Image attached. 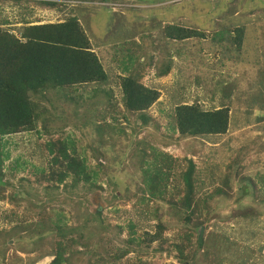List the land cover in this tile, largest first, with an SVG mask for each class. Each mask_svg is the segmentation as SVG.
<instances>
[{
    "label": "rangeland",
    "instance_id": "rangeland-1",
    "mask_svg": "<svg viewBox=\"0 0 264 264\" xmlns=\"http://www.w3.org/2000/svg\"><path fill=\"white\" fill-rule=\"evenodd\" d=\"M32 1L19 0L18 4L15 0H0V28L19 36L26 21L55 22L66 17V10L59 12ZM102 1H67L66 9L78 17L88 36L99 44L94 47L107 81L83 84L81 95L75 97L79 99L77 105L64 101L63 89L49 88L30 96L40 108L47 105L48 110L54 104L67 105L65 131L75 134L76 148L83 151L89 166H103L94 179L97 186L79 180L71 187L73 180L69 176L45 190L43 183L34 182L31 164L46 167L50 163V155L39 144L49 134L40 138L35 131L13 135L17 145L9 147L10 156L1 168L6 185L0 198V264H47L57 237L50 219L57 212L63 215L62 231L75 237L82 234V243L88 244L75 245L64 264H104L98 257L124 247L129 236L128 222L135 224L137 234L153 231L156 214L168 227L165 235H175L181 228L178 209L163 199H145L148 194L143 190V172L138 157L132 154L139 140L147 144V149L153 146L172 158L174 166L167 178L170 193L182 185L177 172L185 164L183 158L190 157L195 162L199 196L206 197L211 211L209 221L203 224L202 240L213 233L216 243L221 242L211 250L221 260L214 258L208 263L202 255L195 264H264V217H246L257 210L256 206L264 205L258 198L264 195V179L259 178L264 177V119L258 117L264 113L259 111L264 107V0ZM165 22L198 28L205 36L164 39L157 26ZM254 22L258 23L255 33L261 38L251 41L254 32L244 31L238 45L233 40L232 27ZM218 31H224L221 37L214 36ZM139 59L153 63L140 80L160 91L145 124L137 112L125 110L119 85L120 76L128 73V68L132 71L137 61L144 62ZM168 61V73L158 75L157 67ZM223 82L227 83L229 97L222 95ZM193 101H199L204 109L229 103L227 132L200 137L178 133L177 137L171 131L174 108ZM41 127L42 120H38L36 129ZM113 141L115 146H109ZM17 158L28 165L13 169ZM233 163L234 171L239 172L233 173L230 188L215 194L213 190L222 187L226 166ZM242 177L256 181L261 194L252 193L251 182H244ZM14 191L18 193L17 200L10 198ZM40 210L47 215L38 232L34 228ZM206 242L207 247L212 244ZM138 258L150 264H181L172 254L154 252L152 248L129 251L118 261L137 263Z\"/></svg>",
    "mask_w": 264,
    "mask_h": 264
},
{
    "label": "trees",
    "instance_id": "trees-1",
    "mask_svg": "<svg viewBox=\"0 0 264 264\" xmlns=\"http://www.w3.org/2000/svg\"><path fill=\"white\" fill-rule=\"evenodd\" d=\"M15 1L19 2V0ZM101 2L103 1L101 0ZM40 4L59 12L66 10L64 15L66 17L55 22H41V19L36 20L35 23L26 21L21 26L19 36L0 28V198L3 197V188L6 185V182L2 180L1 168L3 162L10 156L9 147L17 145L12 139V136L17 133L35 131L38 138L43 134H49L48 138L41 139L39 144L42 150L50 155V163L46 167H36L31 164V172L36 176L34 182L43 183L45 190L48 187H55L69 176L73 180L71 187H74L79 180L89 182L90 186H97L94 179H97L99 170L103 167L101 164H97L96 169L89 166L83 151H78L76 148L75 134L65 131L64 127L67 123L64 120L66 119L67 105L61 107V105L54 104L55 106L48 110L47 105L40 108L37 101L30 97L31 93L36 94L40 90L63 89L64 101L77 105L79 99H75V97L81 95L83 84L104 83L108 78L98 53L96 50L94 51V46L99 44L88 36L78 17L71 14L69 10L67 12L66 2L50 0L40 1ZM257 21L259 23V20ZM258 23L233 26L232 28L235 30L233 40L239 45L242 36H245L244 31L248 33L251 30L254 32L251 41L259 40L260 35L255 33ZM160 24L157 28H161L160 32L162 31L164 39L183 40L189 37L203 38L205 36L204 31L180 23L165 22ZM262 27L264 28V26ZM222 33L224 31L215 32L214 36L221 37ZM141 61L140 59L139 62ZM170 64L169 61L160 64L156 70L158 75L167 74ZM152 66V61L147 59L143 63H139L134 68L135 71L134 69L129 71L128 68V73L119 78L125 110L129 113L137 112L138 118L144 124L150 120L149 108L160 96L158 89L152 88L140 80ZM226 87L227 83L223 82L222 95L229 97L231 93ZM107 94L111 95L110 92ZM230 107L229 103H225L218 107L204 109L199 101L180 103L174 108L171 131L177 134V137L178 133L180 136L190 137L224 134L229 126ZM259 111H264V107H261ZM258 117L264 119V113L261 112ZM38 120H42L41 130L36 129ZM107 128L111 129V124H108ZM120 128L118 127L121 131ZM50 131L54 133L50 134ZM137 145L139 146L134 149L132 154L138 157L137 162L143 172L142 180L145 183L143 190L148 194V197L144 198L147 201L163 199L171 206H175L178 209L176 212L181 228L172 237H167L165 231L168 227L158 214L155 215L157 220L153 231L146 230L142 234H137L135 224L128 222L129 236L124 241V247H117L111 253L102 255L98 259L104 264H126L120 263L118 260L126 256L129 251L137 253L139 248H152L154 252L172 254L181 264H195L202 255L207 257L208 263L214 258L221 260L220 257L211 253L212 247L215 248L221 243L220 240L216 243L217 240L213 239V233L208 234L201 242L198 241L197 229L201 224L209 221L211 211L206 197L199 196L200 187L195 183V175L198 172L195 162L190 157L183 158L185 166L183 165V168L177 172L178 182L180 181L182 185L175 186L173 193H170L167 190V178L169 169L174 166V163H171L172 158L153 146H148L147 149V144L143 140H139ZM109 146H115V141L111 142ZM27 165V161L21 162L17 158L11 167L22 169ZM233 166L234 163L232 166H226L227 171L222 180V187L215 188L213 190L215 194L225 193L224 187L230 188L233 173H236ZM259 178L264 179L262 176ZM241 180L250 181L254 188L252 193L261 194L257 192L259 188L256 181L245 177H242ZM26 181L32 183L28 178ZM261 184L263 183L261 182ZM262 189L264 190V184ZM16 192H12L10 198L17 200L18 193L16 195ZM258 198L260 203L264 204V195H259ZM256 208L257 210L249 212L246 216L249 220L253 218L254 214V218L257 219L264 217V205L256 206ZM155 212L158 213V210L155 209ZM46 215L45 210H40L37 213L38 220L35 223V231L41 232ZM50 221L53 223L54 233L57 237L52 246V258L47 264H64L65 260H69L68 252L75 245L81 244L87 247L88 244L87 242L82 243V234L75 237L62 231L61 225L64 221L61 212L54 214ZM210 236L212 237L210 238ZM206 241H212V244L210 243V246L207 247ZM201 248L206 249L200 251ZM130 264H150V262L138 258L137 263L130 261Z\"/></svg>",
    "mask_w": 264,
    "mask_h": 264
},
{
    "label": "clouds",
    "instance_id": "clouds-1",
    "mask_svg": "<svg viewBox=\"0 0 264 264\" xmlns=\"http://www.w3.org/2000/svg\"><path fill=\"white\" fill-rule=\"evenodd\" d=\"M40 1H50V0H34V2L32 1V3H35L36 5H39V4H40ZM64 1L67 2V1H72V0H64ZM38 3H39V4H38ZM1 29H2V28H1ZM4 30H6V29H4ZM7 31L10 32L9 29H7ZM10 33H12V32H10ZM13 34H14V33H13ZM94 50H96V49H94ZM139 60H140V59H139ZM142 61H145V60H142ZM138 64H139V63H137V65H138ZM125 69H126V67H125ZM131 69H132V68H131ZM122 75H123V74H122ZM40 91L45 92V90H40ZM42 98H43V97H42ZM157 100H158V99H157ZM157 100H156V101H157ZM156 101H155V102H156ZM53 106H55V105H53ZM53 106H52V107H53Z\"/></svg>",
    "mask_w": 264,
    "mask_h": 264
},
{
    "label": "water",
    "instance_id": "water-1",
    "mask_svg": "<svg viewBox=\"0 0 264 264\" xmlns=\"http://www.w3.org/2000/svg\"><path fill=\"white\" fill-rule=\"evenodd\" d=\"M203 228H204V225L201 224L198 229H197V237H198V241L201 242L202 241V233H203Z\"/></svg>",
    "mask_w": 264,
    "mask_h": 264
}]
</instances>
